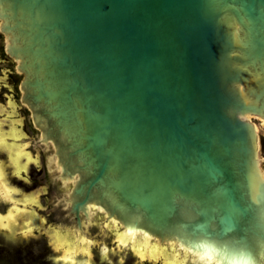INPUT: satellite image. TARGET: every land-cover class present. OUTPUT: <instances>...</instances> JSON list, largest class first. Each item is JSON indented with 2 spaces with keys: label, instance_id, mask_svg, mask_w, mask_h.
<instances>
[{
  "label": "water",
  "instance_id": "water-1",
  "mask_svg": "<svg viewBox=\"0 0 264 264\" xmlns=\"http://www.w3.org/2000/svg\"><path fill=\"white\" fill-rule=\"evenodd\" d=\"M0 34L66 257L90 255L98 220L162 264H264V0H0ZM14 102L0 148L27 178Z\"/></svg>",
  "mask_w": 264,
  "mask_h": 264
},
{
  "label": "rangeland",
  "instance_id": "rangeland-1",
  "mask_svg": "<svg viewBox=\"0 0 264 264\" xmlns=\"http://www.w3.org/2000/svg\"><path fill=\"white\" fill-rule=\"evenodd\" d=\"M3 63L10 64L11 67L15 66L4 52V37L0 35V85L8 86L14 94L15 87L10 79L8 70L11 67H4ZM20 80L21 78H19ZM15 97L18 99V95ZM17 113L23 131L31 138H37L38 132L30 126L26 117L27 114L21 106L18 108ZM253 120L264 134L263 122L259 118H254ZM12 125V120H6L4 127L10 128ZM35 150L38 154L41 168L39 169L34 163H31L28 177L22 178L10 162L7 150L0 148V162L3 163H0V165L4 166L5 178L15 189L13 197L21 202H24L28 197H32V202L36 203L33 204L36 207H34V210L28 209L23 212L24 210L17 209L14 220L9 222L8 228L12 226L10 231H0V264H162L154 259L139 258L138 251L132 247L130 248L134 253L129 249H121L127 244L119 245L118 243V247H116L117 245L115 246L114 242L118 238L109 228L105 231L101 225L102 222L98 220L88 222V230L92 235L93 242L90 255L84 260H75L73 261L74 263L61 261L60 258L65 256V254L59 250L60 248L50 235L46 224L45 194L48 174L43 151L42 148L36 146ZM33 199L35 200L33 201ZM8 208V206L1 205L0 212L4 214ZM30 228L35 229V231L22 234ZM105 246L108 251L103 249Z\"/></svg>",
  "mask_w": 264,
  "mask_h": 264
},
{
  "label": "flooded vegetation",
  "instance_id": "flooded-vegetation-1",
  "mask_svg": "<svg viewBox=\"0 0 264 264\" xmlns=\"http://www.w3.org/2000/svg\"><path fill=\"white\" fill-rule=\"evenodd\" d=\"M1 35V34H0ZM5 52V51H4ZM6 54V53H5ZM7 55V54H6ZM8 56V55H7ZM8 58L11 60V62H13L14 63V61L8 56ZM15 64V63H14ZM3 66L5 67H7V66H9V67H11V65L10 64H6V63H3ZM8 70H9V76H10V79H11V81H12V83H13V85H14V87H15V93L14 94H11L10 92H11V90L9 89V87L8 86H5L4 84H1L0 85V122H1V126H2V131H1V133H6L7 132V130L8 129H11V128H13V126L15 125H13L12 127H10V128H8V129H5L4 128V123H3V120H5V117H4V119H3V116L6 114V113H8L9 114V116H7V117H9V119H12L13 118V116H10V113H11V108H12V104H14L15 102H14V100H18L19 101V103H20V105H21V108L23 109V111H25L26 112V117H27V119L29 120V124H30V126H32V128L36 131V132H38L35 128H34V126L32 125V123H31V121H30V117H29V115H30V113H29V111H28V109L26 108V107H24L23 105H22V103H21V92H20V89H19V85H20V82H21V80L19 81V78H21L22 79V76L21 75H19L17 72H16V68H15V66L14 67H11L10 69L8 68ZM19 81V82H18ZM18 95V99H17V97H15V96H17ZM14 108V107H13ZM3 114V115H2ZM6 117V118H7ZM16 126V129L18 130V131H20L19 130V127H18V125H15ZM39 133V132H38ZM23 134V133H22ZM37 139H38V136H37V138H35V140H34V146H36V147H40V146H38L37 144H36V141H37ZM11 142L13 141L12 139H9ZM19 143H24V144H27V152H29L31 155H32V159L34 158V153L32 152V151H30V144H29V142H26L25 140H24V138H23V140L22 141H20ZM40 148H42V147H40ZM10 157V156H9ZM10 159V158H9ZM10 162H11V159H10ZM0 163H2V162H0ZM12 163V162H11ZM3 164V163H2ZM13 165V164H12ZM4 167V166H3ZM4 170H5V168H4ZM47 171H48V169H47ZM18 173V172H17ZM23 174H25V170H23L22 171V175ZM54 179V178H53ZM58 182V181H57ZM60 183V182H59ZM61 184V183H60ZM13 196H14V194H13ZM63 196V195H62ZM61 196V197H62ZM61 197H57V196H55V201H53V203H54V209L55 208H59L60 206H62L63 207V205L62 204H60V202H59V200H60V198ZM57 198V199H56ZM29 199V200H28ZM34 201V200H33ZM30 202H32V197H28L24 202H21V201H18L17 199H15V197H13V200L12 199H8V200H2L1 198H0V206L1 205H3V206H5V207H9L5 212H4V214H2L1 212H0V216H2V217H4V216H6V215H8V213L12 210V209H14V208H16V209H20V210H24L23 212H25L26 210H28V209H31V210H34L36 207L35 206H33V204H36V203H31V204H29ZM35 207V208H34ZM1 210V209H0ZM53 210V209H52ZM62 210H63V215L66 217V218H69V219H72L73 220V225H74V231L75 232H77V230L78 231H80L81 233H79L82 237H84V238H86L88 241H89V239L87 238V235H86V233H84L83 231H82V229H83V227H82V229H79V227H78V225H77V219L76 218H74L72 215H69L68 214V212L67 211H65L64 210V208H62ZM15 218V217H14ZM14 220V219H13ZM10 221H12V220H10ZM84 221V220H83ZM16 224V223H15ZM14 224V225H15ZM29 224V223H28ZM27 224V225H28ZM85 225V224H84ZM83 225V226H84ZM29 226V225H28ZM0 227H3V228H6V229H8V230H10V228H12V226L11 227H9L8 228V226L7 227H4V226H0ZM63 230V228H61L60 226H58L57 228H56V231L58 232H61ZM33 231H35V229H33V228H30V229H28V230H26V231H24L22 234H28V233H31V232H33ZM105 251H108V248L105 246L104 248H103ZM54 250H56V249H54ZM60 251H62L61 249H59ZM57 251V250H56ZM57 252H59V251H57ZM139 258H140V256H139ZM61 259V261H65V262H69V261H71L70 263H74L73 262V259H71V258H65V256H63L62 258H60ZM75 261V260H74Z\"/></svg>",
  "mask_w": 264,
  "mask_h": 264
},
{
  "label": "bare ground",
  "instance_id": "bare-ground-1",
  "mask_svg": "<svg viewBox=\"0 0 264 264\" xmlns=\"http://www.w3.org/2000/svg\"><path fill=\"white\" fill-rule=\"evenodd\" d=\"M254 118H257V117H254ZM254 118L252 117V119H254ZM261 121H262V120H261ZM263 124H264V123H263ZM257 126H258V125H257ZM258 129H259V127H258ZM1 168H2V171H3L4 176H5V172H4V169H3L2 165H1ZM9 199H12V200H13V195H12V197L9 198ZM35 199H36V198H35ZM35 199H33V200H35ZM16 211H17V209L14 208V209H12V210L8 213V215H6V216H4V217L0 216V226H4V227L9 226V222H10V220H13L14 217H15V215H16V213H17ZM118 243H119V245L125 244V243L122 242L119 238H118ZM138 254L140 255V258H142V259L150 258V257L144 255L143 253L139 252V251H138ZM65 258H69V257H66V256H65ZM150 259H152V258H150ZM73 261H74V260H73ZM69 262H71V261H69Z\"/></svg>",
  "mask_w": 264,
  "mask_h": 264
}]
</instances>
